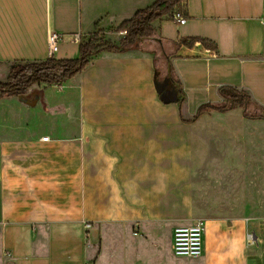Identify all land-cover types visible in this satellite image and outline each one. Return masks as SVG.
I'll return each mask as SVG.
<instances>
[{"label":"crops","instance_id":"crops-1","mask_svg":"<svg viewBox=\"0 0 264 264\" xmlns=\"http://www.w3.org/2000/svg\"><path fill=\"white\" fill-rule=\"evenodd\" d=\"M156 1L0 0V80L16 62L50 58L51 29L62 35L55 57L78 56L75 35L119 43L117 27ZM179 9L186 22L156 20L147 50L103 51L62 85L32 86L43 91L34 103L0 97V264H264V178L253 188L214 158L220 138L245 151L249 173L246 152L264 150V119L243 107L264 111V0ZM232 93L244 104L199 114ZM209 173L227 209L243 210L204 218L201 255L178 257L173 229L197 218L195 187ZM166 222L160 244L150 226Z\"/></svg>","mask_w":264,"mask_h":264},{"label":"trees","instance_id":"trees-1","mask_svg":"<svg viewBox=\"0 0 264 264\" xmlns=\"http://www.w3.org/2000/svg\"><path fill=\"white\" fill-rule=\"evenodd\" d=\"M185 0H157L153 5L139 9L135 14L124 20L116 29L117 32L126 31L119 43L107 40L99 32L91 34L88 41L78 45L77 57L52 56L41 61H20L10 68L6 80H0V97L15 95L27 103H34L43 96V91L32 86L41 83L62 85L66 80L83 71L90 60L103 51L124 52L129 49H149L153 41H158L157 31L153 23L163 17L171 18L174 11H180V5ZM185 43L193 42L196 38ZM247 97L232 93L229 104L225 107L205 105L200 107L199 114L209 109L223 110L237 104H244ZM249 100V99H248ZM245 102L244 114L251 118H263L264 111L258 107L250 110L249 101Z\"/></svg>","mask_w":264,"mask_h":264},{"label":"rangeland","instance_id":"rangeland-1","mask_svg":"<svg viewBox=\"0 0 264 264\" xmlns=\"http://www.w3.org/2000/svg\"><path fill=\"white\" fill-rule=\"evenodd\" d=\"M72 56L73 55H63L62 57H72ZM207 136L211 137V131L208 132ZM227 136L228 134L225 133V137ZM220 137L222 138V134H220ZM214 144L221 145L219 146V149H214V154H215L214 158L220 160L221 163L220 168L222 172L226 169L229 170L235 169L236 174H238V171H240L241 169L240 171L241 175H243L246 172L245 175H247L246 176V179L248 180L247 182L249 183L252 182V184L250 185L253 186V188H256V186H260L258 181H261V178H264V150L263 151L251 150L246 152L245 158L247 159L251 158L253 160V165L249 167V173H250L249 174L248 171H243V165L239 164L240 160L244 158V152H245L244 150L231 148L232 146L231 143L229 144L227 141L222 140L220 138L219 140L216 139ZM224 145L227 146L228 148H224ZM205 153L209 154L210 151L206 149ZM215 185H217V183L211 181L210 173L207 174L203 178V180H201L196 184L195 201L198 205L202 206L201 209L195 210L197 218L236 215L234 214V212H237L238 210H243V209H227V204L226 202H224L225 200L222 199V196H226V194L225 192L221 191L219 188L213 189ZM261 187L262 189H264L263 183H261ZM242 189L243 187H236L237 192H240ZM223 205L226 206L225 209H221V206ZM170 226H171L170 222H166L162 224L153 223L150 226L149 233L156 232V240L160 242V244H166L168 242ZM126 227H127L126 231L134 232V233L138 232L135 229L136 225L134 224H127ZM113 230L121 232L122 226L117 228V230L115 228ZM163 238L166 240L163 241Z\"/></svg>","mask_w":264,"mask_h":264},{"label":"built area","instance_id":"built-area-1","mask_svg":"<svg viewBox=\"0 0 264 264\" xmlns=\"http://www.w3.org/2000/svg\"><path fill=\"white\" fill-rule=\"evenodd\" d=\"M171 19L177 23H185L186 19L180 11H174ZM126 34V31H121ZM62 35L55 29H51L48 35V48L50 57L55 56ZM73 41L81 43L80 35H75ZM43 140H49V136L42 137ZM206 221L204 218H196L189 224H180L174 227L172 232V250L178 257L197 258L202 253V237ZM254 233H248L247 243H255Z\"/></svg>","mask_w":264,"mask_h":264},{"label":"water","instance_id":"water-1","mask_svg":"<svg viewBox=\"0 0 264 264\" xmlns=\"http://www.w3.org/2000/svg\"><path fill=\"white\" fill-rule=\"evenodd\" d=\"M155 83L157 85V89L160 91L161 86H163V84H162L163 81H161V80L158 79V73L157 72L155 73Z\"/></svg>","mask_w":264,"mask_h":264},{"label":"bare ground","instance_id":"bare-ground-1","mask_svg":"<svg viewBox=\"0 0 264 264\" xmlns=\"http://www.w3.org/2000/svg\"><path fill=\"white\" fill-rule=\"evenodd\" d=\"M202 248H203V246H202Z\"/></svg>","mask_w":264,"mask_h":264}]
</instances>
